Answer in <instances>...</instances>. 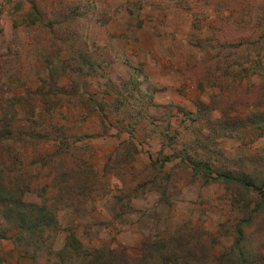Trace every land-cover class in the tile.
<instances>
[{
  "label": "rangeland",
  "instance_id": "rangeland-1",
  "mask_svg": "<svg viewBox=\"0 0 264 264\" xmlns=\"http://www.w3.org/2000/svg\"><path fill=\"white\" fill-rule=\"evenodd\" d=\"M30 3L35 14L20 17ZM77 51L106 64L104 73L113 81L142 80L145 74L144 83L154 87L151 102L136 98L125 108L105 107L108 115L102 119L89 97L112 101L114 93L102 92L104 76L70 70V56ZM260 57H264V0H0V79L11 102L12 96L21 97L10 109L13 133L44 128L34 138L8 142L55 207L60 229L54 246L61 244L70 227L87 248L109 246L137 256L143 241L168 238L183 223L216 233L220 223L236 221L240 212L231 187L204 182L180 158L183 148L195 154L188 142L190 119L181 108L193 111L199 101L208 103L215 93L224 100L220 105L226 94L240 101L235 108L226 107L230 117L262 108L264 103H253V93L242 90L262 80L252 69ZM47 60L65 67L59 70L55 87ZM40 84L55 101L50 113L33 93ZM27 95L35 115L26 110ZM244 97L249 102L244 103ZM211 114L218 117L221 112L214 108ZM201 129L207 131L205 123ZM57 135L68 144L63 155L66 166L94 171L83 192L58 189L52 184L54 166L38 167L40 156L58 149ZM216 137L220 152L212 151L210 160L215 167H229L227 157L242 166L238 157L248 163L247 156L264 150L261 128L239 126ZM126 139L136 147L132 156L110 165L108 158L116 149L124 154L120 142ZM197 149L196 154L204 157L205 151ZM24 195L42 199L33 192ZM216 236V252L229 246V234ZM261 252L264 260V248ZM30 263L13 247L11 232L0 237V264Z\"/></svg>",
  "mask_w": 264,
  "mask_h": 264
},
{
  "label": "trees",
  "instance_id": "trees-1",
  "mask_svg": "<svg viewBox=\"0 0 264 264\" xmlns=\"http://www.w3.org/2000/svg\"><path fill=\"white\" fill-rule=\"evenodd\" d=\"M35 12L34 4L30 3L29 10L20 13V17L34 15ZM70 58L72 59L70 70L104 76L102 92L114 93L112 101H95L89 97L92 109L98 112L102 119L108 115V111L104 110L105 107L110 110L125 108L128 104H133L131 100L135 101L136 98L141 102L145 100L146 103L151 102L154 87L149 83H144L145 74L141 75L142 80L132 77L113 81L104 73L106 64L103 65L100 61L91 58L86 52L77 51L72 53ZM65 62L64 64H68ZM46 64L49 80L55 87V79L61 75L59 70L65 67H56L51 60H47ZM252 66H254L252 69L263 78L258 84L242 87V90L244 94L248 91L253 93L255 97L252 99L253 103H264V57L256 59ZM245 70L249 68L246 67ZM4 92L5 86L0 79V147H2L0 151V237L11 232L13 247L18 255L30 258V264H167L170 260L182 264H257L258 262L264 264L261 252V248H264V150L258 155L247 156L248 163H244L242 160L245 159L238 157V160L243 163L242 166L233 162L234 160L229 157H227L230 161L229 167H215L210 162L212 151L220 152L214 139L217 138L216 136L228 135L239 126L264 130V106L249 114L230 117L225 115L228 110L226 107L235 108L240 101L238 103L235 96L229 97L226 94L224 96L226 102L220 105L224 100L220 101L219 93H215L211 96L210 102L199 101L193 111L181 108L185 118L190 119V123L187 124L190 126L192 136L188 142L195 154L191 155L183 148L180 158L187 160L193 173L199 174L204 182L213 180L231 187L240 217L232 223H220L216 233L204 230L200 226H188L187 223H183L176 233L168 238L143 241L139 248V255L133 256L115 247L87 248L70 227L66 229L61 244L54 246V239L60 229L55 207L47 201L45 187L32 181V174L22 167L15 148L12 143L8 142L12 138H25L26 136L34 138L44 128L38 131L32 126L26 133L14 134L13 114L10 109L14 102L21 100V97L12 96L13 102H11V97L5 95ZM33 93L42 100L43 110L50 113L55 101L51 100L43 85H38ZM26 98L28 100L26 110L35 115V107L29 100L30 96L27 95ZM243 102L249 101L244 97ZM214 108H219L221 115L213 117L211 110ZM204 123L207 126L206 132L201 129ZM127 132L132 133L131 129ZM56 133L61 132L57 129ZM164 134L169 137L167 135L169 133ZM57 136L60 138L58 149L53 154L45 153L47 156L44 158L40 156L38 167L44 164L49 167L54 166L52 184L58 189L78 188L83 192L89 183L87 182L89 174H93L94 171L91 168L83 170L79 166L75 169L66 166L63 155L67 152L68 144L63 137ZM171 140L172 138L169 141ZM120 144L126 148L124 154L116 149L114 157L108 158L110 165L114 162L119 163L121 160L128 161L132 156V151L136 148L130 139L123 140ZM198 147L205 151L204 157L196 154ZM35 150L37 154L41 153L40 150ZM166 156L162 159L165 160ZM33 162L36 163L37 160ZM255 163H260L263 167L260 169L254 166ZM249 165H251L250 168ZM75 181L76 183L72 184ZM25 192H33L42 199L38 201L26 199ZM218 233L229 234L231 242L227 248L216 252L214 244L218 241L216 236Z\"/></svg>",
  "mask_w": 264,
  "mask_h": 264
}]
</instances>
